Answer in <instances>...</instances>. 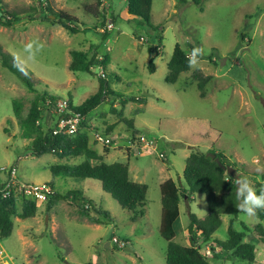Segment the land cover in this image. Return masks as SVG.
Here are the masks:
<instances>
[{
  "label": "rangeland",
  "instance_id": "rangeland-1",
  "mask_svg": "<svg viewBox=\"0 0 264 264\" xmlns=\"http://www.w3.org/2000/svg\"><path fill=\"white\" fill-rule=\"evenodd\" d=\"M45 4L46 0H0V6L21 16L11 26L0 24V46L16 61L24 56L23 46L37 40L42 48L26 67L32 89L65 98L74 107L97 91L98 79L85 71H70L69 50L95 52L99 58L107 55L104 71L117 97L108 95L87 113L89 145L106 163H128L130 177L147 185L146 200L138 218L130 221V212L99 181L55 175L50 170L54 164L78 163L83 156L31 155L29 141L21 136L15 118L13 100L22 103L25 115L36 92L0 63V165L14 164L20 178L48 182L58 194L78 189L83 199L111 215L109 221L97 224L79 214L70 197L59 198L50 208L47 200L39 202L35 215L12 216L13 231L0 237V264H165L167 242L159 233V182L170 177L186 186L182 171L191 151L220 150L237 179L247 176L253 188L258 182L264 186V0H152L154 29L127 13V0H112L114 27L104 31L99 28L105 27L108 16L100 26L97 0H53L55 10L77 19L79 31L74 34L39 19L38 9ZM33 17L37 20L30 21ZM175 43L194 51L196 62L174 83H167V62ZM150 60L153 71L148 68ZM195 69L212 75L203 97L191 75ZM129 97L144 98V102H119ZM129 119L137 135L144 133L156 140L154 149L131 145V129L124 123ZM108 126H112L107 134L111 144L94 141L93 132L106 134ZM160 152L165 159L159 157ZM188 211L203 218L205 196L196 193L189 201L180 200L173 240L182 245L190 242ZM221 218L212 237L225 240L230 216ZM256 222L255 216L239 212L234 225L247 227L245 239L256 245L254 263H264V243L253 229ZM113 238L125 245L120 247ZM210 259L213 264H250L223 255Z\"/></svg>",
  "mask_w": 264,
  "mask_h": 264
},
{
  "label": "trees",
  "instance_id": "trees-1",
  "mask_svg": "<svg viewBox=\"0 0 264 264\" xmlns=\"http://www.w3.org/2000/svg\"><path fill=\"white\" fill-rule=\"evenodd\" d=\"M192 1L197 2L198 0ZM52 3L53 0H46L45 6L38 9L41 12H38L39 19L58 24L70 33H77L79 31L77 19L62 10H55ZM151 5L152 0H127L126 11L131 16L139 17L149 28L154 29L155 26L150 22ZM0 13V24L7 27L19 21L21 17L20 14L8 11L2 6H0ZM99 14L102 17L100 26H103L104 23L102 22H105V14L101 12ZM51 15L54 16L53 19H50L49 16ZM34 20H37V18H30V21ZM158 40L160 42V36H158ZM155 53L157 54L158 51H155ZM69 54L71 59L68 69L73 72L85 71L96 75L98 88L93 95L77 107H74L69 101L71 109L85 116L80 130L72 136L66 134L54 135L52 127L43 117V112L48 110L58 98L46 91L36 92L32 89L31 72L26 69L27 74L25 75L18 71L15 66L16 61L0 46V63L2 67L23 77L27 87L36 92L35 96L29 101L25 115H22V103L13 100V110L21 130V136L28 139L27 146L30 154L36 157L43 154H53L59 158L83 156V160L78 163L71 165L54 164L50 166V170L55 175L62 174L69 178H88L99 181L102 189L109 193L123 209L130 212L129 220L135 221L140 215L139 212L143 211L147 185L143 182H136L129 176L128 163L120 161L104 162L102 155L90 147L86 131L88 128L86 123L87 113L106 99L108 95L117 97L110 88L104 71L109 59L107 55L103 54L99 58L95 52L89 55L87 51L79 49H70ZM189 60L190 57L187 55V51L179 43H175L167 62L168 71L165 82L174 83L180 73L189 70L191 67ZM96 67H100L98 72L94 70ZM148 68L153 71L154 64L152 60H150ZM191 75L197 82L199 95L203 97L205 86L212 79V75H204L199 69L193 70ZM47 100H49V103L44 105ZM128 100L144 102V98L138 97L120 99L119 102L123 105ZM112 110L115 113L117 112L115 108ZM117 113L121 116V111ZM38 120H40L39 124H37ZM119 121H122V119L120 118ZM124 123L131 129V140L135 143L138 140V135L132 120H125ZM111 129L112 126H108L105 130L106 134H109ZM207 152L214 153L224 166H230L222 151L209 148ZM182 177L186 186L178 185L170 178L164 180L159 186L161 202L159 233L167 242L165 264H213L210 258L217 259L221 255L227 260L237 259L250 264L254 263L256 245L245 239L247 227L243 225L241 229H238L234 225L239 213L237 209L239 200L236 198L237 176L231 175L225 168H221L213 158L206 155V152L196 149L191 151L185 158ZM254 189L259 193L264 190V186L258 182ZM196 193L205 196L207 212L203 218H199L195 213L188 211L189 224L187 232L190 242L188 245H182L173 240L176 235L175 222L179 216V203L181 198L189 201L192 195ZM68 197L76 203L79 214L89 221L99 224L110 220L111 215L108 211L103 210L89 199H83L81 191L78 189L69 190L65 194L53 192L47 199V206L50 208L59 198ZM18 205H20V209H18ZM37 207L38 203L36 201L22 199L17 202L13 197H0V237H7L13 231L12 216L18 215L20 218L33 216L37 211ZM222 215L230 216L227 226L228 237L225 240L212 237L213 232L222 224ZM255 217L258 222H256L253 229L258 234L257 239L264 243V210L258 209ZM198 239H201L202 244L198 243ZM206 244H209L213 251L210 256H206L199 247ZM216 248L219 250L215 251Z\"/></svg>",
  "mask_w": 264,
  "mask_h": 264
},
{
  "label": "built area",
  "instance_id": "built-area-1",
  "mask_svg": "<svg viewBox=\"0 0 264 264\" xmlns=\"http://www.w3.org/2000/svg\"><path fill=\"white\" fill-rule=\"evenodd\" d=\"M98 1L100 2L101 12L106 14V11L110 7L111 0ZM104 26L105 27H101L99 29L101 31H104V29H112L114 27L113 21L108 19ZM187 55L190 58H194L196 56L195 52L193 51L187 52ZM98 68L100 70V67ZM48 103L49 100H47L44 105ZM43 117L52 127V133L54 135L66 134L68 136L76 134L80 130L81 124L85 119V116L80 112L71 109L69 101L65 98L57 99L48 110L43 112ZM39 123L40 120L37 121V124ZM93 140L101 143L102 145H110L112 141L107 134H103L98 131L93 132ZM136 143L138 144V147H136L137 149H154L156 140L152 137H147L144 133H139L138 140L135 143H131V145L133 146ZM159 157L162 159L166 158L163 152L159 153ZM53 192L54 190L48 182H33L20 178L17 173L16 165H0L1 198L13 197L17 202H20L22 199H27L39 203L46 201ZM85 207H87V205H85ZM113 241L118 243L120 247L125 245L124 241H119L117 238H113ZM202 250L206 256H210L213 253L211 247L208 244L205 245ZM218 250L219 249L216 248L215 251Z\"/></svg>",
  "mask_w": 264,
  "mask_h": 264
},
{
  "label": "clouds",
  "instance_id": "clouds-1",
  "mask_svg": "<svg viewBox=\"0 0 264 264\" xmlns=\"http://www.w3.org/2000/svg\"><path fill=\"white\" fill-rule=\"evenodd\" d=\"M41 48L42 45L37 40H32L26 43L22 49L24 56L22 58H16L15 66L17 67V70L26 75L28 61L34 60L35 52L40 51ZM195 62L196 61L194 59L190 58V66L195 64ZM236 184V198L239 200L237 209L240 213L245 216L252 217L256 215V211L258 209L264 210V190L257 193L247 176L239 177Z\"/></svg>",
  "mask_w": 264,
  "mask_h": 264
},
{
  "label": "crops",
  "instance_id": "crops-1",
  "mask_svg": "<svg viewBox=\"0 0 264 264\" xmlns=\"http://www.w3.org/2000/svg\"><path fill=\"white\" fill-rule=\"evenodd\" d=\"M97 2H98V0H97ZM111 3H112V0L110 1V7L108 8V10L106 11V14H105V18H106V16H108V19H110V20H112V21H114V19H113V10L111 9ZM98 6H99V11L98 12H101V6H100V4H99V2H98ZM102 13V12H101ZM110 14V15H109ZM101 21V20H100ZM101 23V22H100ZM70 62V61H69ZM129 146V145H128ZM189 148H190V146H189ZM125 151V150H124ZM126 152V151H125ZM127 153V152H126ZM128 154V153H127ZM126 154V155H127ZM190 154V153H189ZM188 154V155H189ZM187 155V156H188ZM128 156V155H127ZM114 162V161H113ZM110 163H112V162H110ZM129 173H130V170H129ZM129 176H130V174H129ZM170 177H167V178H165V179H163L162 181H160L159 182V186H160V184L164 181V180H166V179H169ZM170 179H172V178H170ZM173 180V179H172ZM135 181V180H134ZM174 181V180H173ZM136 182H140V181H136ZM71 197V196H70ZM160 211H161V209H160ZM179 217V216H178ZM178 219V218H177ZM160 220V219H159ZM160 222V221H159ZM177 222V221H176ZM176 222H175V226H176ZM175 231H176V229H175ZM127 247L125 246L124 247V249L125 250H127L126 249Z\"/></svg>",
  "mask_w": 264,
  "mask_h": 264
},
{
  "label": "water",
  "instance_id": "water-1",
  "mask_svg": "<svg viewBox=\"0 0 264 264\" xmlns=\"http://www.w3.org/2000/svg\"><path fill=\"white\" fill-rule=\"evenodd\" d=\"M0 15H1V13H0ZM51 17L54 18L53 15H51ZM95 72H98V68L95 69ZM206 155H207V156H210L211 158H213V159L217 162V164H218L221 168H225L226 171H227L229 174L234 175V173H235L234 169H233L232 167H230V166H224V165L221 163L220 159H219L218 157H216L214 153H212V152H206ZM126 249L128 250V248H126Z\"/></svg>",
  "mask_w": 264,
  "mask_h": 264
}]
</instances>
